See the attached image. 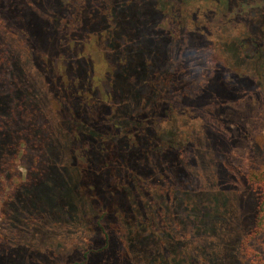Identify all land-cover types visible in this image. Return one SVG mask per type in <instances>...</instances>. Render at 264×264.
Segmentation results:
<instances>
[{
  "label": "rangeland",
  "instance_id": "374dc122",
  "mask_svg": "<svg viewBox=\"0 0 264 264\" xmlns=\"http://www.w3.org/2000/svg\"><path fill=\"white\" fill-rule=\"evenodd\" d=\"M51 1L0 0V143L12 139V130L20 132L21 95L31 101L29 106L41 105L44 116L55 115L51 78L40 58L46 61L56 46L43 26ZM166 3L174 5L173 0ZM177 17L176 27L161 24L179 35L181 72L171 78L177 82L167 98L154 97L163 100L155 135L164 164L143 188L148 209L141 236L147 241L136 245L142 255L168 247L171 253L164 259L178 264H258V258L264 260V229L256 232L254 227L258 179L251 174L264 172V0H181ZM227 71L231 77L244 76L245 82L230 86L223 81ZM13 85L19 101L9 98ZM18 150L11 151L9 171L12 185L23 184L21 188L26 176L40 175L45 159L35 162ZM58 155L64 163L66 153ZM57 184L68 186L63 177ZM8 191L0 186V264L10 250L29 248L41 263H82V249L102 245L93 244L99 242L89 236L93 231L79 235L80 226L65 219H21L19 213L16 218L3 211ZM40 193L33 189L31 198L22 200L45 206L49 202ZM68 200L62 195L58 199L64 204ZM58 201L55 207L61 205ZM90 256V264H129L123 248Z\"/></svg>",
  "mask_w": 264,
  "mask_h": 264
},
{
  "label": "trees",
  "instance_id": "16d2710c",
  "mask_svg": "<svg viewBox=\"0 0 264 264\" xmlns=\"http://www.w3.org/2000/svg\"><path fill=\"white\" fill-rule=\"evenodd\" d=\"M170 1L52 0L47 7L43 26L56 46L46 61L40 58L51 78L57 117L49 112L44 116L41 105L29 106L31 101L21 95L20 130L14 124L20 132L12 130V139L0 143V186L9 189L3 211L16 214V218L65 219L80 226L79 235L95 233H89L92 240L99 241L93 244L102 245L83 247L82 257L87 262L69 264H90L94 260L90 254H115L121 248L129 264H178L164 259L171 253L168 247H162L159 254L142 255L136 245L147 241L141 236L148 209L143 205L147 200L143 188L164 164L155 135L159 102L163 100L154 97L167 98L177 82L171 78L181 72L179 35L161 28L164 23L178 24L181 0H173L175 6L166 3ZM243 44L241 41L240 46ZM230 71L224 82L229 81L232 87L245 82L244 76L231 77ZM16 89V85L11 87L9 98L19 101ZM206 89L207 85L204 92ZM16 146L19 155L33 156L35 162L45 159L40 175L26 176L21 188L23 184L12 185L9 171L10 154ZM61 151L66 153L64 163L59 159ZM67 171L70 178L65 177ZM251 176L258 179L254 184L258 194L254 227L260 232L264 229V172ZM62 177L68 186L57 184ZM36 188L50 204L22 200L31 198ZM61 195L69 199L67 203L58 201ZM56 198L61 203L58 207L54 206ZM119 226L122 229L115 237ZM34 253L30 248L10 250L5 264H45L37 261ZM258 264L264 260L258 258Z\"/></svg>",
  "mask_w": 264,
  "mask_h": 264
}]
</instances>
